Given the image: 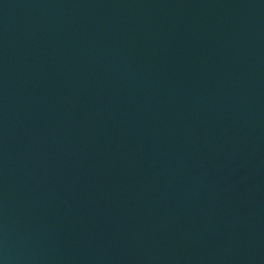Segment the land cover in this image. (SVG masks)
Instances as JSON below:
<instances>
[{
    "label": "water",
    "instance_id": "obj_1",
    "mask_svg": "<svg viewBox=\"0 0 264 264\" xmlns=\"http://www.w3.org/2000/svg\"><path fill=\"white\" fill-rule=\"evenodd\" d=\"M263 0H0V264H151Z\"/></svg>",
    "mask_w": 264,
    "mask_h": 264
}]
</instances>
